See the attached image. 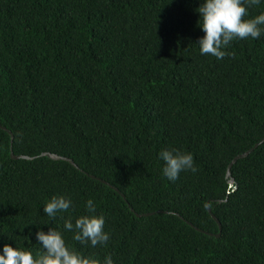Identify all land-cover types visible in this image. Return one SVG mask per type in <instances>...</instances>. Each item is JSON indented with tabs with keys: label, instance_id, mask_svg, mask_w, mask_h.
Listing matches in <instances>:
<instances>
[{
	"label": "trees",
	"instance_id": "16d2710c",
	"mask_svg": "<svg viewBox=\"0 0 264 264\" xmlns=\"http://www.w3.org/2000/svg\"><path fill=\"white\" fill-rule=\"evenodd\" d=\"M199 3L0 0V125L13 154L34 157L12 159L0 128V248L38 256L35 232L52 228L101 262L264 264V142L232 165L235 188L225 177L264 137V36L202 55ZM164 149L190 152L197 171L169 181ZM61 195L71 208L47 216ZM81 215L104 217L106 244L64 229Z\"/></svg>",
	"mask_w": 264,
	"mask_h": 264
},
{
	"label": "clouds",
	"instance_id": "9594fccd",
	"mask_svg": "<svg viewBox=\"0 0 264 264\" xmlns=\"http://www.w3.org/2000/svg\"><path fill=\"white\" fill-rule=\"evenodd\" d=\"M264 3V0H200L196 12L199 13V27L203 35L198 40L202 55L210 54L217 60L232 53L224 49L234 38L259 39L264 36V12L248 18L249 7ZM159 158L164 162L162 175L169 181L179 177L181 171L196 172L193 155L190 152L164 149L159 152ZM72 200L65 196H53L43 207L47 216L55 218L60 212H67ZM88 213L95 212L92 199L85 204ZM102 215H81L73 223L71 217L64 220V229L73 232V239L82 243L88 242L95 247L104 245L109 234L104 230ZM35 239L43 248V254L33 255L31 251L21 250L9 244L0 248V264H114L111 255L103 261L82 255L69 248L60 231L49 228L47 232L38 229Z\"/></svg>",
	"mask_w": 264,
	"mask_h": 264
},
{
	"label": "water",
	"instance_id": "95a60500",
	"mask_svg": "<svg viewBox=\"0 0 264 264\" xmlns=\"http://www.w3.org/2000/svg\"><path fill=\"white\" fill-rule=\"evenodd\" d=\"M0 128L2 129H5L3 126L0 125ZM6 130V129H5ZM9 135H10V157L12 159H33L34 157H28V156H23V155H15L13 154V151L11 149L12 147V140H13V136L12 134L6 130ZM262 142H264V137L256 144L253 145V147H251L250 149H248L247 151L241 153V154H238L236 156H234L231 161L228 163L227 167H226V173H225V177L227 178V182H228V185L229 187H234V179L233 177L231 176V167L232 165L240 158H243V157H246L252 150H254L259 144H261ZM39 156H46L52 160H64V161H67L69 162L71 165H73L74 167H77L74 162L67 158V157H63V156H60V155H57V154H53V153H50V152H42ZM103 183H105L104 181H102ZM111 188H113L117 193H119L118 189L110 186ZM235 188V187H234ZM120 194V193H119ZM121 195V194H120ZM122 197H124L123 195H121ZM221 200H219L220 202ZM132 210V209H131ZM207 210H208V213L210 214V216L214 219V221L216 222L217 224V227H218V232L216 234H208V235H214L215 237H219L220 236V231H221V225L219 223V221L217 220V218L211 213L209 207L207 206ZM153 214V212H149V213H145V214H136V216H142V215H151ZM189 224L191 227L195 228L191 223H187ZM196 230L198 231H201L200 229L198 228H195ZM203 232V231H201Z\"/></svg>",
	"mask_w": 264,
	"mask_h": 264
}]
</instances>
